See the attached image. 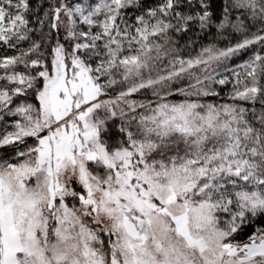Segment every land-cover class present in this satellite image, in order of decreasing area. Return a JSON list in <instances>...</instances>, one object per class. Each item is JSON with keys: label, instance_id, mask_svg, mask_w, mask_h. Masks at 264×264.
<instances>
[{"label": "snow or ice", "instance_id": "6c2138e0", "mask_svg": "<svg viewBox=\"0 0 264 264\" xmlns=\"http://www.w3.org/2000/svg\"><path fill=\"white\" fill-rule=\"evenodd\" d=\"M0 149V264H264V0H0Z\"/></svg>", "mask_w": 264, "mask_h": 264}, {"label": "trees", "instance_id": "16d2710c", "mask_svg": "<svg viewBox=\"0 0 264 264\" xmlns=\"http://www.w3.org/2000/svg\"><path fill=\"white\" fill-rule=\"evenodd\" d=\"M144 2L147 3V4H153V3L156 2V0H144ZM213 3L214 4H219L220 0H213ZM235 40H236V37H233L232 42L234 43ZM208 42L209 41L207 40V38H205L204 40L201 41V43H204V44H207ZM228 43H229V41H227V40H221V41H219L218 46L219 47H225V46L228 45ZM198 50H199V45L196 46L195 51H198ZM195 51L192 52L193 55H195ZM248 54H249L248 52H243L238 57H234L232 61H229V67H231V65L233 63L242 62L243 59L247 58Z\"/></svg>", "mask_w": 264, "mask_h": 264}, {"label": "rangeland", "instance_id": "374dc122", "mask_svg": "<svg viewBox=\"0 0 264 264\" xmlns=\"http://www.w3.org/2000/svg\"><path fill=\"white\" fill-rule=\"evenodd\" d=\"M0 151H3V149H0Z\"/></svg>", "mask_w": 264, "mask_h": 264}]
</instances>
